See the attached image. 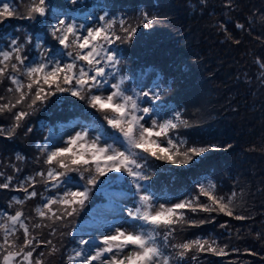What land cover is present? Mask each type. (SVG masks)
Here are the masks:
<instances>
[{
  "label": "trees",
  "instance_id": "trees-1",
  "mask_svg": "<svg viewBox=\"0 0 264 264\" xmlns=\"http://www.w3.org/2000/svg\"><path fill=\"white\" fill-rule=\"evenodd\" d=\"M3 2L15 9V15L0 23V48L6 49L12 38L25 43V38L31 36L32 43H25L23 55L28 57L25 64L41 59L43 48L48 49L49 59L57 56L63 63L71 62L66 52L72 49L64 50L52 39L48 32L50 25L21 18L26 15L31 0ZM49 2L60 11L67 10L76 20H88L97 10L102 15L107 12V18L115 21L116 35H124L119 26L121 19L126 27H137L130 42L117 40L111 45L121 61L117 66L120 75L129 77L125 86L138 91L141 77L154 70L160 95L154 106H169L187 122V126L181 125L169 135L174 140L187 141L188 145H213L217 149L184 166L149 161V171L155 174L150 181L141 183L150 185V191L155 194L153 203L165 193L183 192V200L190 199L198 193L199 184L212 183L214 194L225 201L230 198L234 210L232 217L218 212L184 210L188 222L174 225L169 244L163 249L171 264H264V68L257 63L264 61V0H84L83 5H73L69 0ZM144 12L157 17L151 28L140 23ZM37 41L41 49L35 47ZM9 87L14 86L7 78L0 82V96L6 98L0 103L15 99L7 92ZM30 102L26 100L11 112L0 113L3 129L12 127L17 111L30 113L11 138L0 135V173H3L0 183L12 177L10 187L0 189V214L22 210L28 218L26 222L30 221L32 234L40 241H51L50 245L37 247L34 258L39 257L43 264H70L68 256L78 245L72 230L91 215L92 208L113 191L134 197L137 206L138 196L130 177L108 173L95 186H89L92 189L89 199L77 214L54 225L55 234L51 227L32 229L31 224L40 222L35 212L38 206L48 198L63 196L70 183L81 191L86 184L79 172H69L70 181L56 187L52 186L55 181L45 183L36 176L37 172H43L46 177L49 168L63 171L55 162L51 165L44 162L46 154L41 149L55 150L47 146L49 138L59 134L62 126L78 122L97 128L109 138L122 137L107 124L104 113L68 92L49 96L33 108L28 107ZM160 140L166 146L162 137ZM87 175L85 172L84 176ZM27 177L36 179L34 189L29 190H35L38 195L31 199H25V193L17 190ZM13 197L24 203L16 204ZM199 202L208 203L204 196L199 197ZM57 207L53 205L54 209ZM235 215L245 219L238 220ZM165 231L163 227L158 229V240L163 239ZM16 236V243L22 244L23 231ZM198 238L215 240L226 255L192 251L180 259L171 248L172 244Z\"/></svg>",
  "mask_w": 264,
  "mask_h": 264
},
{
  "label": "snow or ice",
  "instance_id": "snow-or-ice-1",
  "mask_svg": "<svg viewBox=\"0 0 264 264\" xmlns=\"http://www.w3.org/2000/svg\"><path fill=\"white\" fill-rule=\"evenodd\" d=\"M73 5H83L84 0H69ZM0 8V23L15 15L9 3L3 2ZM108 13L100 15L101 26H86L77 23L75 16H69L67 10L60 11L53 7L49 0H31L23 19H28L41 25H50L48 32L62 49H72L66 52L71 58L70 63H62L60 59H49L48 49L43 48L40 52L41 59L25 64L28 59L23 55L25 43L31 44L32 37L27 36L25 43L18 38L10 39L7 48H0V82L7 78L14 87L7 89L15 99L8 98L6 103H0V113L11 112L18 105L30 99L29 108H33L37 102L43 103L49 96L57 93L68 92L73 97L86 101L91 108L104 113V119L113 129L119 131L120 137H115L114 143H100V137L89 138L88 131H77L75 135L69 136L65 147H58L49 151L41 149L46 154L45 163L55 162L58 171L49 168L47 175L37 172L36 176L44 179L45 183L55 181L52 186L56 187L70 181L69 172H79L81 179L86 180L83 190L72 191L66 189L63 196L59 198H48L41 206L35 209L36 216L40 222L31 224V228L51 227L55 234L54 225L62 222L66 217L78 213L89 199L91 187L97 184L100 177L108 173H121L131 178L135 186V195L138 196V206L127 211V217L133 221H140V225L133 228L140 230L126 231L116 227L114 223L106 222L105 231L98 237L90 240L80 239L79 245H90L75 249L73 255L68 256L70 264H171V258L165 255L164 248L169 244L174 225L188 222L184 210L192 212H218L229 217L234 216L231 199L225 201L222 196L214 194L215 185L209 183L199 184L198 193L190 199L183 200L171 206L160 204L157 208L153 203L155 194L150 191V159L166 161L172 165L184 166L192 164L196 158L203 157L209 151H216L213 145L200 146L188 145L182 139L174 140L169 133L181 125L187 126V122L181 119L180 113H174L173 119L158 123L152 120L151 126H145V117L151 118L153 107H141V102H155L159 100V92L153 88L148 91H137L125 86L129 79L127 75H121L115 83L120 59L117 53L111 50V45L117 41L130 42L137 33V27L125 26L121 19L119 26L124 33L123 36L116 35L113 31L115 21L107 18ZM42 18V19H38ZM157 17L150 16L144 12L141 14L140 23L144 28H151ZM242 28L243 25H237ZM35 47L41 49L39 41ZM261 68L264 61L258 60ZM23 77L24 79H21ZM27 81V83H25ZM47 86V87H45ZM158 88V85L155 86ZM34 90V91H33ZM131 93V94H129ZM148 98V99H145ZM6 98L0 96V101ZM30 113L20 110L14 115L15 123L10 129L0 128V135L11 138L15 134L20 122ZM28 131H31L29 128ZM163 138L164 144L160 138ZM119 141V147L114 146ZM17 159H23L17 156ZM19 171V169H17ZM87 172V177L84 173ZM3 173H0L2 176ZM61 178H68L62 180ZM116 179H120L117 177ZM12 177H7L5 183H0V189H8ZM35 177H27L21 181L17 190L25 193V199H31L38 195L34 189ZM143 193V194H142ZM207 198L208 203H200L199 197ZM16 204H23L24 200L12 198ZM57 205V208H53ZM11 206V205H10ZM238 220L245 219L243 216L235 215ZM50 221L45 224L43 221ZM0 264H43L39 257L34 258L36 248L41 244H51V241H40L30 231V221L24 216L22 210L14 214H0ZM198 226L196 222H191ZM204 223L203 221L199 222ZM144 226H148L145 228ZM163 227V239L158 240V229ZM23 231L24 240L17 244L16 233ZM171 248L176 255L183 259L189 252H211L217 255H226L223 248H219L215 240L196 239L172 244ZM128 251H125V250ZM56 249L53 248V251ZM44 253H40L42 257ZM195 259V257H193Z\"/></svg>",
  "mask_w": 264,
  "mask_h": 264
},
{
  "label": "rangeland",
  "instance_id": "rangeland-1",
  "mask_svg": "<svg viewBox=\"0 0 264 264\" xmlns=\"http://www.w3.org/2000/svg\"><path fill=\"white\" fill-rule=\"evenodd\" d=\"M102 11L97 10L92 17L88 20L84 18L77 19L76 22L83 23L86 26H93L98 27L101 26L102 22L99 21L98 17L102 15ZM3 48V47H1ZM5 49V48H4ZM54 59H60L59 57L55 56ZM37 59L36 61H39ZM61 60V59H60ZM63 63V60H61ZM119 71L115 79L111 82L115 83L120 78ZM158 85V76L157 73L150 69L148 70L140 79L138 91H148L150 88L155 89L158 91V88L155 86ZM130 94V93H129ZM148 99V98H145ZM141 107H153L154 112L151 114V118L145 117L147 121L145 126H151L152 120H156L158 123H163L166 120L173 119L174 113L176 111H172L169 106H165L164 108H159V105L153 104V102H141ZM87 130L89 138H94L96 136L100 137V143L103 144L105 141L107 143H114V139L109 138L108 136L104 135L102 132L98 131L97 128L93 127H86L83 123H76L73 125H65L62 126L60 129L59 134L52 135L49 138L47 146L51 149H55L58 147H65L66 141L68 140L69 136L75 135L77 131ZM116 147H119V141L115 142ZM68 188L71 190H78L79 187L75 184L70 183ZM80 190V189H79ZM184 193H176L170 194L165 193L161 196L158 200L154 202L155 206L158 208L160 204H164L166 207L171 206L175 203L183 201ZM137 207V200L134 199L132 196L121 195L119 192L113 191L109 193L106 198L105 202L96 204L92 210L91 215L87 219H84L78 223L74 229L72 230V234L78 239H85L90 240L91 243H96L92 238L98 237L102 232L105 231L104 225L106 222L114 223L116 227L122 228L126 231H134L140 230L139 228L134 229L133 225H140V221H133L131 218L127 217V211L129 209H134ZM147 228V226H144ZM82 247H90V245H77L75 249H79ZM125 251H128L127 249ZM74 254V251L71 255Z\"/></svg>",
  "mask_w": 264,
  "mask_h": 264
}]
</instances>
